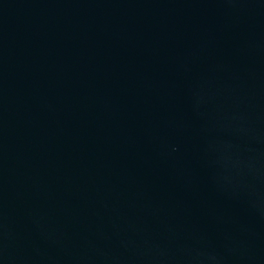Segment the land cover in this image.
Segmentation results:
<instances>
[{"label":"water","instance_id":"water-1","mask_svg":"<svg viewBox=\"0 0 264 264\" xmlns=\"http://www.w3.org/2000/svg\"><path fill=\"white\" fill-rule=\"evenodd\" d=\"M0 264H264V0H0Z\"/></svg>","mask_w":264,"mask_h":264}]
</instances>
